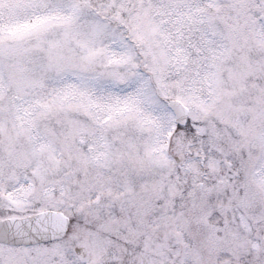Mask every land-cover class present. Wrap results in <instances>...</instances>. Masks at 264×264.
Segmentation results:
<instances>
[{"label":"snow or ice","instance_id":"obj_1","mask_svg":"<svg viewBox=\"0 0 264 264\" xmlns=\"http://www.w3.org/2000/svg\"><path fill=\"white\" fill-rule=\"evenodd\" d=\"M0 264H264V0H0Z\"/></svg>","mask_w":264,"mask_h":264}]
</instances>
